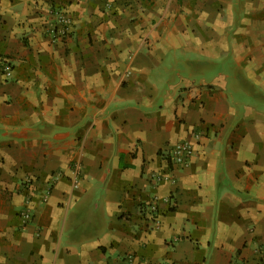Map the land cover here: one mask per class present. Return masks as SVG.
<instances>
[{"label": "crops", "instance_id": "0c3cea01", "mask_svg": "<svg viewBox=\"0 0 264 264\" xmlns=\"http://www.w3.org/2000/svg\"><path fill=\"white\" fill-rule=\"evenodd\" d=\"M0 57V264L264 263V0H0Z\"/></svg>", "mask_w": 264, "mask_h": 264}, {"label": "built area", "instance_id": "2783aa9c", "mask_svg": "<svg viewBox=\"0 0 264 264\" xmlns=\"http://www.w3.org/2000/svg\"><path fill=\"white\" fill-rule=\"evenodd\" d=\"M52 22H49L47 25L46 31L50 36L52 41L62 39L66 37L69 33L70 28V19L68 16L62 12H52ZM12 73V65L10 62L3 57H0V74L4 78H10ZM193 154V148L190 142L186 140L179 141L175 143L170 151V158L178 164H186L188 158ZM25 183L29 181H24ZM49 189H46L43 197H46L49 194ZM44 199V198H43ZM148 214L156 213L157 211V200L156 197H151L149 202L146 204ZM20 217L23 222H26L30 219V210L24 208L20 211ZM158 224V218L153 217V226ZM133 261V256L130 253L124 254V256L117 262L113 264H130ZM264 264V263H263Z\"/></svg>", "mask_w": 264, "mask_h": 264}]
</instances>
